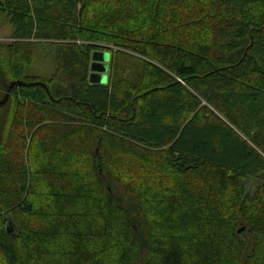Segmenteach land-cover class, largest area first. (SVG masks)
I'll return each instance as SVG.
<instances>
[{
  "label": "trees",
  "instance_id": "obj_1",
  "mask_svg": "<svg viewBox=\"0 0 264 264\" xmlns=\"http://www.w3.org/2000/svg\"><path fill=\"white\" fill-rule=\"evenodd\" d=\"M5 21L0 99L48 89L0 106V264H264V0H0Z\"/></svg>",
  "mask_w": 264,
  "mask_h": 264
},
{
  "label": "rangeland",
  "instance_id": "obj_2",
  "mask_svg": "<svg viewBox=\"0 0 264 264\" xmlns=\"http://www.w3.org/2000/svg\"><path fill=\"white\" fill-rule=\"evenodd\" d=\"M2 22V21H1ZM13 31L12 25L7 21L0 25V41H9ZM60 45L55 43H40L35 48L33 64L28 68L27 74L40 76L45 79L52 77L56 70V58ZM111 61V53H110ZM112 70L108 74H112Z\"/></svg>",
  "mask_w": 264,
  "mask_h": 264
},
{
  "label": "water",
  "instance_id": "obj_3",
  "mask_svg": "<svg viewBox=\"0 0 264 264\" xmlns=\"http://www.w3.org/2000/svg\"><path fill=\"white\" fill-rule=\"evenodd\" d=\"M110 70V52L104 50H95L92 53V63H91V73H90V82L91 83H105L108 78V72ZM42 85L48 89L46 83L42 81L34 82H25L23 80H14L10 82L7 86L5 96L0 99V106L6 104L9 99L11 91L15 87L27 86V85ZM245 230V227H241L238 232L242 233Z\"/></svg>",
  "mask_w": 264,
  "mask_h": 264
}]
</instances>
